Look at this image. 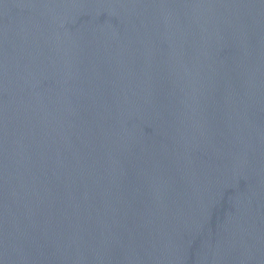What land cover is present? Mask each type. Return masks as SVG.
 <instances>
[{
    "label": "water",
    "instance_id": "obj_1",
    "mask_svg": "<svg viewBox=\"0 0 264 264\" xmlns=\"http://www.w3.org/2000/svg\"><path fill=\"white\" fill-rule=\"evenodd\" d=\"M0 264H264V0H0Z\"/></svg>",
    "mask_w": 264,
    "mask_h": 264
}]
</instances>
